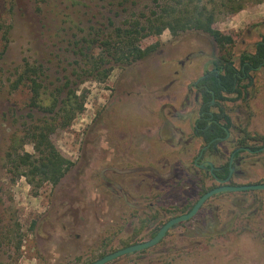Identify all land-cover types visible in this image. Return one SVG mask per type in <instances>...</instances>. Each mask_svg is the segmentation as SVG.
I'll return each mask as SVG.
<instances>
[{
  "label": "rangeland",
  "instance_id": "1",
  "mask_svg": "<svg viewBox=\"0 0 264 264\" xmlns=\"http://www.w3.org/2000/svg\"><path fill=\"white\" fill-rule=\"evenodd\" d=\"M109 1L0 0V264H89L147 240L216 185L193 164L203 145L193 127L200 107L194 82L215 68L217 59L240 70V54L254 52L264 36V0L213 24L232 38L224 48L207 34L186 32L174 41L164 30L140 42L159 40L157 53L116 66L97 81L80 71L88 67V56H80L76 43L103 29L110 17L115 24L123 19L121 6ZM143 4L140 0L135 8ZM26 63L49 91L68 83L85 94L71 124L51 135L73 166L57 186L45 183L37 190L24 176L12 177L2 160L11 134L48 116L31 105L29 82L12 89ZM249 75L240 82V93H223L210 108H222L230 117L233 141L244 131L264 137V70ZM233 141L218 143L217 151L202 159L227 163ZM23 149L32 152V145L25 142ZM234 161L231 184L264 182V152L241 151ZM211 211L222 232L209 238L197 222ZM105 264H264V189L215 195L157 244Z\"/></svg>",
  "mask_w": 264,
  "mask_h": 264
},
{
  "label": "trees",
  "instance_id": "2",
  "mask_svg": "<svg viewBox=\"0 0 264 264\" xmlns=\"http://www.w3.org/2000/svg\"><path fill=\"white\" fill-rule=\"evenodd\" d=\"M139 1H109V5L121 6L123 19L115 24L110 17L103 29L81 36L76 46H78L80 56H88L85 59L88 67L80 70L85 76L104 81L116 66L123 67L141 63L157 53L162 43L156 40L146 46H141L140 42L151 36L157 37L164 30L170 32L174 41L179 40L186 32L207 34L219 47L224 48L232 43V38L214 28L213 24L219 18L240 11L248 3H259L263 0H144L145 4L140 8H135ZM83 49L88 53H83ZM96 50L100 52L97 53ZM239 63L240 66L245 67V70L250 67L255 68L259 64L264 70V36L255 44L254 52L240 54ZM214 66V69L206 70L202 79L197 83L200 86L198 90L201 93L202 109L208 108L212 97L210 90L214 92L216 98H223L221 90L224 87L227 92H233L236 90L234 86L239 85L242 80L236 73L233 63L228 59H217L214 61ZM79 75L81 76L80 73ZM38 78L36 68L26 63L19 77L12 83V89H16L21 83L29 82L31 105L43 110L48 116L25 123L22 128L11 134L2 158L12 177L24 176L27 183L36 190L45 183L52 187L57 186L73 166V162L57 150L51 135L57 128H66L71 124V121L81 111L85 98V94L77 93L78 88L67 87L68 83L49 91ZM83 80L86 79L81 77L80 82ZM220 111L224 112L223 109ZM224 119L228 126L229 118L225 115ZM200 125L205 126V122ZM200 132L199 130L198 133L194 131L198 135ZM244 133L243 139L256 138L255 140H262L264 143V137L253 136L245 131ZM223 134V129L213 124L203 130L202 136L205 141H208ZM25 142L32 145V152L23 149ZM228 171L229 167L226 163L221 167V173L217 175L223 178ZM218 218L215 211L203 215L202 220L197 222V230L209 238L221 234ZM155 233L156 231L150 237ZM145 250H140V252Z\"/></svg>",
  "mask_w": 264,
  "mask_h": 264
},
{
  "label": "flooded vegetation",
  "instance_id": "3",
  "mask_svg": "<svg viewBox=\"0 0 264 264\" xmlns=\"http://www.w3.org/2000/svg\"><path fill=\"white\" fill-rule=\"evenodd\" d=\"M245 67L244 66H241L240 67V70L239 71H243L244 73L243 74H240V72L239 71H237V69H236V73L243 79L244 77H250V75H249V72L250 71H253V70H257V69H259V68H262V65L261 64H259L257 67H255V68H253V67H250V68H248L247 70H245L244 69ZM214 69V68H213ZM212 70V69H211ZM217 70V69H216ZM219 71L217 70V73H218ZM204 76V74H202L201 76H199L197 79H196V81L194 82V87H195V89H196V91H197V96H198V98H199V100H200V107H199V111H198V113H197V115H196V119H195V121H194V123H193V127H194V131L195 132H197L198 133V130L199 131H201L200 132V135H198V134H196V135H198V136H200L201 137V139H202V142H203V145H202V147H201V149L199 150V153L197 154V156L194 158V160H193V164L195 165V166H198L199 167V169H201V170H203L204 172H206L207 173V175L208 176H210L211 178H212V180H213V182L214 183H216V185H211V186H209L204 192H206V191H208V190H210V189H212L213 187H215V186H218V185H220V183L218 182V180L217 179H224V178H226L228 175H230L229 176V180H228V182L227 183H230V181H231V178H232V176H233V174L234 173H236V164H238V161H234V158H235V156L237 155V153L238 152H241V151H245V152H247L248 154H258V153H261V152H264V143L262 142V140H259V141H257V140H255V139H253L251 142L252 143H254V142H256L257 143V145H244L243 144V137L245 136V135H242V139H239L238 141L236 140V139H234V141H233V139H231V131H230V126H231V120H230V117L226 114V113H224V112H221L220 111V109H222V108H219V111L218 112H214V111H211L210 110V108L211 107H213L214 105L216 106V104H215V100L216 99H218V98H216L215 97V94H214V92L212 91V90H210L211 91V94H212V97H211V99H210V101H209V105H208V108H205V109H202V99H201V93H200V91L198 90L199 89V87L200 86H198L197 85V83L200 81V79H202V77ZM242 81V80H241ZM240 81V82H241ZM202 86H206L205 84H201ZM234 88H236V90L235 91H233V92H227L226 91V88L224 87L222 90H221V95L223 94V93H240V92H238V91H240L241 90V85H240V83H239V85H235L234 86ZM217 102V101H216ZM227 116L228 118H229V120H230V123L228 124V126H226L227 125V122H226V120L224 119V116ZM205 122V126H201L200 124H202V123H204ZM213 124H216V125H218V126H220L222 129H223V131H224V134L223 135H217V136H215V137H213V138H211L210 140H208V141H205L204 140V138H203V136H202V134H203V130L205 129V128H207V127H210V126H212ZM201 129V130H200ZM242 133H243V131H241ZM227 141H233V142H235L234 144L236 145L235 146V148L231 151V153H230V156H229V160H228V162H227V164H228V167H229V171H228V173H227V175L225 176V177H223V178H219L218 177V175L217 174H220L221 173V167L224 165V164H222V165H215L213 162H211L210 160H205V159H202V156H203V154L205 153V152H208V151H213V152H215V151H217V144L218 143H220V142H227ZM254 141V142H253ZM206 161H208V162H210L211 163V165H209V164H207V163H204V162H206ZM226 164V163H225ZM211 167H212V169H211ZM260 183H264V182H260ZM231 184V183H230ZM248 184H250V183H248ZM234 185V184H233ZM250 190H254V189H250ZM255 190H263V189H255ZM243 191H247V190H243ZM203 192V193H204ZM225 192H234V191H224V192H219V193H217V194H214V195H212L211 197H213V196H215V195H218V194H220V193H225ZM236 192V191H235ZM202 193V194H203ZM201 194V195H202ZM200 195V196H201ZM199 196V197H200ZM198 197V198H199ZM211 197H209V198H211ZM197 198V199H198ZM208 198V199H209ZM196 199V200H197ZM207 199V200H208ZM206 200V201H207ZM205 201V202H206ZM196 202V201H195ZM194 202V203H195ZM204 202V203H205ZM193 203V204H194ZM203 203V204H204ZM203 204H202V206H203ZM193 206V205H192ZM191 206V207H192ZM201 206V207H202ZM190 207V208H191ZM200 207V208H201ZM189 208V209H190ZM188 209V210H189ZM187 210V211H188ZM200 210V209H199ZM198 210V211H199ZM186 212V211H185ZM196 215V214H195ZM194 215V216H195ZM193 216V217H194ZM157 232V231H156ZM150 238V237H149Z\"/></svg>",
  "mask_w": 264,
  "mask_h": 264
},
{
  "label": "water",
  "instance_id": "4",
  "mask_svg": "<svg viewBox=\"0 0 264 264\" xmlns=\"http://www.w3.org/2000/svg\"><path fill=\"white\" fill-rule=\"evenodd\" d=\"M204 163H207L211 165L210 162L206 161ZM212 166V165H211ZM212 169V167H211ZM228 175L224 179H217L220 185L213 187L212 189L204 192L193 204V206L186 212L180 213L178 215H175L173 217H170L167 221H165L160 228L157 230V232L147 240L132 243L129 245H126L124 247L118 248L116 250H113L109 253L104 254L103 256L95 259L94 261L90 262L89 264H105L109 261H112L122 255L133 253L136 251H140L143 249H147L158 242L161 241V239L165 236L166 232L172 228L175 225H178L181 222H185L189 219H191L200 209L202 204L212 195L217 194L219 192L224 191H243V190H250V189H264V183H250V184H240V185H233L230 183H227L229 180Z\"/></svg>",
  "mask_w": 264,
  "mask_h": 264
}]
</instances>
